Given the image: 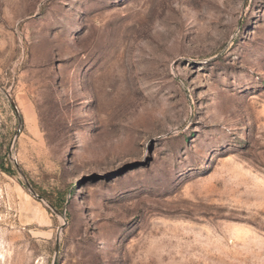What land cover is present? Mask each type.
Segmentation results:
<instances>
[{"label": "rangeland", "instance_id": "rangeland-1", "mask_svg": "<svg viewBox=\"0 0 264 264\" xmlns=\"http://www.w3.org/2000/svg\"><path fill=\"white\" fill-rule=\"evenodd\" d=\"M59 231L55 264H264V0H0V264Z\"/></svg>", "mask_w": 264, "mask_h": 264}, {"label": "water", "instance_id": "water-1", "mask_svg": "<svg viewBox=\"0 0 264 264\" xmlns=\"http://www.w3.org/2000/svg\"><path fill=\"white\" fill-rule=\"evenodd\" d=\"M14 110L16 111V108L14 107ZM59 236H60V231L58 233V236L56 238V244H55V256H54V262L53 264L56 263V260L58 258V252H59Z\"/></svg>", "mask_w": 264, "mask_h": 264}, {"label": "trees", "instance_id": "trees-1", "mask_svg": "<svg viewBox=\"0 0 264 264\" xmlns=\"http://www.w3.org/2000/svg\"><path fill=\"white\" fill-rule=\"evenodd\" d=\"M54 207H56V206H54ZM58 207H59V208L61 207V206H60V204H59V206H58Z\"/></svg>", "mask_w": 264, "mask_h": 264}]
</instances>
